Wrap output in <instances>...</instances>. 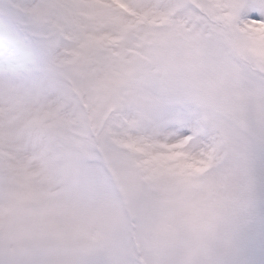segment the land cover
<instances>
[{
	"label": "snow or ice",
	"instance_id": "snow-or-ice-1",
	"mask_svg": "<svg viewBox=\"0 0 264 264\" xmlns=\"http://www.w3.org/2000/svg\"><path fill=\"white\" fill-rule=\"evenodd\" d=\"M0 21V264L98 253L89 161L131 224L117 264H223L221 220L264 186V0H11ZM151 213L180 255L147 254Z\"/></svg>",
	"mask_w": 264,
	"mask_h": 264
},
{
	"label": "rangeland",
	"instance_id": "rangeland-1",
	"mask_svg": "<svg viewBox=\"0 0 264 264\" xmlns=\"http://www.w3.org/2000/svg\"><path fill=\"white\" fill-rule=\"evenodd\" d=\"M10 3L11 0H0V13L5 11ZM34 42L40 43L39 40ZM87 165L94 169L96 174L83 193L84 202L88 210L101 215L108 214L111 217L106 229L117 231L123 242L117 253L118 260L119 252L128 243L125 229L131 228V224L127 221L121 206L118 190L114 189L109 181V167L103 162L95 161H89ZM238 183L236 176H230L221 186V193L229 197L234 195L238 191ZM137 223L147 237V254L155 260L160 261L182 253L180 247L172 245L164 238L166 217L159 213H151ZM262 230H264V186H258L251 205L226 213L221 220L213 256L223 264H264V259L254 249L252 243ZM86 260L87 264H110V258L99 252L87 257Z\"/></svg>",
	"mask_w": 264,
	"mask_h": 264
},
{
	"label": "clouds",
	"instance_id": "clouds-1",
	"mask_svg": "<svg viewBox=\"0 0 264 264\" xmlns=\"http://www.w3.org/2000/svg\"><path fill=\"white\" fill-rule=\"evenodd\" d=\"M119 233L113 229H105L104 235L99 242L98 252L110 258V264H117V253L122 247Z\"/></svg>",
	"mask_w": 264,
	"mask_h": 264
}]
</instances>
